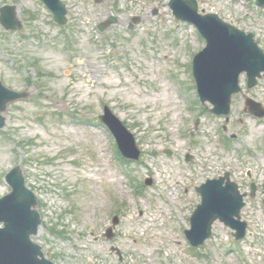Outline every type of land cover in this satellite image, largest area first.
<instances>
[{
	"label": "rangeland",
	"instance_id": "rangeland-1",
	"mask_svg": "<svg viewBox=\"0 0 264 264\" xmlns=\"http://www.w3.org/2000/svg\"><path fill=\"white\" fill-rule=\"evenodd\" d=\"M63 1L65 26L39 0H0L23 22L21 31L0 25V80L29 94L4 113L0 197L20 165L39 196L35 241L56 264H264V123L245 113V96L264 107V78L252 89L242 78L226 121L199 100L192 62L206 42L175 18L170 0ZM198 1L264 51V8ZM110 17L116 23L100 32ZM105 106L134 133L138 162L119 160L98 119ZM226 173L248 194L247 237L236 241L217 222L212 238L191 249L184 231L201 202L196 188ZM114 217L111 243L104 233Z\"/></svg>",
	"mask_w": 264,
	"mask_h": 264
},
{
	"label": "water",
	"instance_id": "water-1",
	"mask_svg": "<svg viewBox=\"0 0 264 264\" xmlns=\"http://www.w3.org/2000/svg\"><path fill=\"white\" fill-rule=\"evenodd\" d=\"M43 1L54 13L55 21L65 24V4L60 0ZM254 3L264 6V0H254ZM170 7L178 19L193 23L206 38V49L194 60L198 92L203 103L209 101L214 105L212 112L228 115L231 97L240 91V75L246 72L249 86L253 87L264 72V52L254 41L253 34L240 31L217 14H206L205 10L200 12L197 0H171ZM0 14V21L6 29L22 27L15 7L6 6ZM114 22L116 19L112 18L100 27L104 30ZM27 97V93L10 90L0 82V129L5 127L3 113L8 105ZM250 104L251 113L264 117V109L260 105L249 100ZM101 120L111 128L123 155L139 160L141 152L134 135L108 108ZM6 181L12 191L0 198V264H54L45 257L42 248L32 241V236L38 233L41 216L36 210L35 194L26 187L21 167L14 168L6 176ZM198 192L202 195V203L191 218V230L187 231L194 246L202 245L211 237L213 224L217 220L236 231L237 239L245 237L247 223L241 220V211L245 206L246 194H240L238 186L231 182L228 174L220 180H208ZM107 236L113 237L111 233Z\"/></svg>",
	"mask_w": 264,
	"mask_h": 264
}]
</instances>
